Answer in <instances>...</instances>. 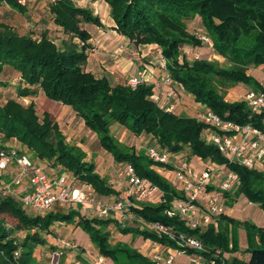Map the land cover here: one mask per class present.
Listing matches in <instances>:
<instances>
[{"label": "trees", "instance_id": "16d2710c", "mask_svg": "<svg viewBox=\"0 0 264 264\" xmlns=\"http://www.w3.org/2000/svg\"><path fill=\"white\" fill-rule=\"evenodd\" d=\"M103 1L114 23L110 29L136 47L157 46L171 81L196 103L206 106L223 120L239 126L249 125L264 136V109L259 113L252 112L244 100L229 102L219 90L237 84L262 90L247 70L264 68V0ZM0 4L21 15L27 13L26 5L18 0H0ZM47 5L53 24L80 44L65 42L64 47H59L45 32L36 39L20 35L0 23V76L7 68L19 74L23 84L18 93L20 98H32L40 91L47 100L69 107L116 163L131 165L140 178L156 186L162 193L160 202H136L129 211L143 224L158 223L170 228L174 237L159 235L148 228L124 227L117 219L87 218L72 208L67 213L60 209L51 211L53 208L29 216L20 201L5 197L0 200V264H37L34 250L46 244L42 233L49 234L56 222L79 227L89 236L99 256L110 259L113 264L155 263L125 243L111 245L105 231L109 224L123 235L140 236L186 256L197 254L214 264H264V228L237 222L224 213L214 218L216 224L210 223L205 228H190L179 216H168L171 203L181 198L180 193L152 169L151 166L159 164L144 155L122 152L114 143L109 126L114 123L137 135H149L160 147L170 153H183L187 160L194 157L224 166L237 175L235 196L242 195L263 211L264 171L229 162L214 145L202 139L206 127L203 123L195 117L166 112L155 103L151 98L155 92L152 84L144 82L132 88L125 83L112 84L106 77H96L86 71L84 65L91 34L83 25L104 28L100 18L90 9L77 6L73 0H47ZM196 16L214 53L224 59L226 66L205 59L188 61L181 55L183 46L201 44L187 30L186 21ZM174 90L180 93L178 88ZM0 135L5 141L15 139L36 158L48 160L59 171L63 169L80 182L90 184L97 196L118 198L120 195L95 171L94 164L85 160L79 148L66 142L48 112L39 117L34 102L24 105L16 99H8L0 103ZM222 195L227 206L236 203L230 197V191H222ZM5 216L15 221V227L13 224L6 227ZM241 225L246 232L244 251L249 254V259H225L224 253L239 250L233 228ZM18 231L26 233L21 241L14 236ZM179 234L197 239L202 250L180 246L175 240ZM15 252H18L17 256Z\"/></svg>", "mask_w": 264, "mask_h": 264}, {"label": "built area", "instance_id": "2783aa9c", "mask_svg": "<svg viewBox=\"0 0 264 264\" xmlns=\"http://www.w3.org/2000/svg\"><path fill=\"white\" fill-rule=\"evenodd\" d=\"M197 38L202 44L212 46L205 32L199 34ZM160 62L165 68L161 53ZM144 82L148 83L143 70H139L136 75L128 77L125 84L134 88ZM162 83L167 85L168 89L164 92H154L151 98L161 109L173 113V100L178 92L170 88L172 81L168 74L162 78ZM260 87L261 91L250 89L243 97L248 107L255 113L264 109V82ZM193 117L206 126L201 134L202 139L214 145L229 162L256 169L260 162L264 161V136L257 129L223 120L204 105ZM146 156L154 164H159L152 166V169L181 195L180 199H175L171 203V208L167 211L168 216H179L190 228H205L210 223L216 224L214 216L224 211L220 202L222 191H230L238 185L236 174L227 170L225 178L218 185V190L209 191L208 187L213 185V175L217 170H213V163L210 161L206 162L207 164L202 163L205 165L200 168V165H194L191 160H187L183 153H170L156 144V141L147 147ZM196 159L203 162L199 158ZM52 169L50 166L45 167L44 160L32 158L31 155L12 146L0 147V200L13 197L20 201L24 210H32L38 214L55 206L72 208L78 206L81 211L88 212L96 216L95 218L113 219L117 218V215L122 218L123 213L136 202L158 203L162 198L161 191L150 181L140 178L134 168L127 163L121 170V176H124L126 184V198L118 201H101L90 184L80 182L67 172L60 173L59 169L56 171ZM117 185L120 186V183ZM145 226L159 235L174 237L173 231L161 224ZM6 227H10L8 223ZM175 240L182 247L202 250L201 243L193 237L179 234ZM62 244L74 247L71 241L68 243L63 241ZM14 254L17 256L18 252ZM191 256H188L191 264H214L197 254ZM149 258L155 264H172L174 260L172 254L164 255L160 248L153 249ZM94 263L105 264L101 256L97 257Z\"/></svg>", "mask_w": 264, "mask_h": 264}, {"label": "rangeland", "instance_id": "374dc122", "mask_svg": "<svg viewBox=\"0 0 264 264\" xmlns=\"http://www.w3.org/2000/svg\"><path fill=\"white\" fill-rule=\"evenodd\" d=\"M73 1L77 6L90 9L94 15H97L100 18V20L104 18L103 14L106 10V7L105 2L103 0ZM18 2L22 4L24 3V0H18ZM24 5H26L27 7V13L25 15H21L11 10L5 4H0V23L6 24L20 35H30L36 39H38L40 35L45 32L59 47H64L65 42H77L78 45L80 44L77 39H71L70 37L66 36L61 29H58V27L53 24L49 13L47 0H25ZM186 24L187 30L196 37L199 34L205 32L198 16L194 17L193 19L187 20ZM83 28L88 29L93 34L94 38L92 40L93 43L87 53L90 54V57L93 59L96 58L97 54L99 53H107V55H109V60L107 62H103V64L110 63L107 64V67H118L119 63L121 64L122 62H126V58L135 57L136 61L138 62L140 60H143L147 64L152 65L155 68L156 74L164 75V73H167L165 71V68L161 65L159 53L160 49L157 46L149 45L136 47L131 43L128 44V41L122 39L120 35L114 34L109 31H105L104 34L100 33V37L97 38V34L99 33V31L98 29L96 30L95 26L91 24H84ZM92 28H95V31ZM108 29L109 28H107V30ZM181 52V55H184L188 61H191L192 59L197 57L198 59H205L208 61L218 62L219 65L226 66V62L224 61V59L216 55L212 47L204 45L202 43L200 45L195 46L185 45L181 49ZM250 68H258L259 70H262L261 68L263 67ZM166 75H164L163 78L166 77ZM0 83L4 84L3 86H0L1 104L6 102L8 99H16L24 105H28L32 101L35 104V108L39 117H42L44 112H48L52 116V118L57 122L60 130L66 138V142L69 145L79 148L84 153L85 160L94 164L95 171L106 181L107 185L118 191L120 194L118 198L112 196H98L99 200L118 201L126 198V184L124 182V176H121V170L123 169L125 163H116L113 160L112 156L100 147L95 134H93L84 127L82 120L79 119L69 107L63 106L60 103L54 101H49L44 96H34V100H31V98H20L18 93L23 84H21V82L18 80V76L10 70L9 72H5L2 76H0ZM172 86H174V88L176 89L178 88L180 91V93H176L177 96L173 100V113L186 114V112H189L188 114L190 116H195V113L198 111V106L196 105L197 103L194 101L192 96H189L183 90H181V87L178 86L177 83L172 82L170 84V88L174 89ZM233 87L228 88L226 90L222 89L221 87H218L221 88L219 90L224 95L225 100L229 102L232 100V98L229 97V93ZM235 99V101L242 100V94L235 97ZM179 106L183 107V109L178 112L177 110H179ZM185 107L189 108L187 110L191 111H186V109H184ZM196 108L197 111L194 110ZM109 132L114 140V143L124 153H134L147 157V147L150 144L155 143L154 139L149 135H137L133 132L128 131L123 126L114 123L109 126ZM10 145H12V147H14L15 149L20 150L21 152H26L28 155H31L32 158L35 157L32 151H30L24 145H21L15 139H9L5 141L0 135V147L9 148ZM196 160L197 159H195L194 157L191 159L193 164L200 165V168H202L203 165L207 164L206 162L209 163V161L200 162ZM44 161L45 167L50 166L51 168H53V171H56V169H58L57 167H55V165L49 163L48 160L44 159ZM172 161H175V159H172ZM202 163L205 164L202 165ZM214 169L217 170H215V174L213 175V185L209 186V189H212H208L209 191L218 190V185L221 184V181L225 178V174L227 171L225 167L218 168L217 165L213 164V170ZM256 169L264 171V161L260 162ZM63 172L67 171L62 169L60 173ZM117 183H120V186H118ZM230 197L235 199L236 203H234L235 205L233 204L232 206H227L225 204L223 195L221 194L220 202L221 206L223 207L224 214L228 213V216L235 219V221L237 222H249L251 224H254L256 227L264 228V211L261 208H259L256 204L249 203L247 200L237 201L239 197L235 196L234 189L230 190ZM242 197L243 196L241 195L240 199ZM143 203L155 204L157 202L147 201ZM54 208L55 209L51 211H57L58 209H60L59 211H61L62 213H67L71 210L72 207L55 206ZM72 209L79 211L84 217H96L92 216L88 212L81 211L78 206ZM25 213L29 216H35L38 214L37 212H34L32 210H25ZM214 218H216V216H214ZM113 219H117L119 223L122 224L124 227L146 228L145 224L140 222V220L136 219L134 215L129 211V209L123 213L122 218L117 215V218ZM3 220H6L10 226H12V224L14 226L15 224V221L10 218H7V216H5ZM73 226L75 225L72 223L65 224L56 222L51 226L49 234L42 233V236L45 237L46 244L39 245L34 250L33 255L37 261V264H51L53 255L55 253L59 255L57 259V264H63V261L65 260V256L63 254H66L64 252L67 251L69 248L68 246L62 244L63 241L64 243H68L72 240V244L74 245L73 249L80 248L79 241L76 243L74 242L75 239H69V237L66 235L67 230ZM105 231H107L109 234V242L111 245H114L118 242L125 243L129 247L140 251L142 254H150L151 251L156 248L153 242L149 240H144L140 236H135L131 234L123 235L121 232H119L118 229H116L113 224H109L106 227ZM82 232L87 235L84 231ZM25 234L26 233L24 231H18L14 233V236L16 240L21 241ZM233 235L238 240L239 248V250L233 254L239 253L241 257L246 258L249 254L245 253L244 251L247 247L246 232L244 227L242 225L234 227ZM87 237L89 236L87 235ZM77 240L79 239L77 238ZM162 250L163 249H160V251ZM224 254L229 256V254ZM178 261H180L179 256L176 258V262ZM74 262L81 263L80 260H76ZM111 262H109L108 264H113ZM183 264H191L190 258L186 259V263L185 261H183Z\"/></svg>", "mask_w": 264, "mask_h": 264}, {"label": "crops", "instance_id": "0c3cea01", "mask_svg": "<svg viewBox=\"0 0 264 264\" xmlns=\"http://www.w3.org/2000/svg\"><path fill=\"white\" fill-rule=\"evenodd\" d=\"M105 7H106V10L103 14L104 18L101 19V22H102L104 28L95 27L96 30L98 29V31H99V33H98L99 35L97 34V38L100 37V33L104 34L105 31H109V32L116 34L114 31H112L110 29L111 27L114 26V23L108 16L109 11H108V6L106 3H105ZM95 28H92V29H94V31H95ZM107 28H109V29L107 30ZM58 29H60V28H58ZM86 30L91 34V39L88 41L89 46L91 47V45L93 43L92 40L94 39L93 34L88 29H86ZM120 37H122V36H120ZM122 39H125L126 41H128L124 37H122ZM129 43L130 42L128 41V44ZM108 56L109 55H107V53L102 52V53L97 54V57L94 56L96 58L93 59L90 57V54H88L87 61L84 65L85 70L93 73L96 77H106L109 80V82H111L112 84L125 83L128 77L136 75V73L139 70H143L144 78L146 79V81L148 83H150L154 86L155 92H158V91L164 92L168 89V86L162 83V78L167 73H164V75L163 74H156L155 68L152 65L147 64L143 60H140L138 62V61H136L135 57L126 58V60H125L126 62H122L121 64L119 63L118 67L117 66H115L113 68L107 67L108 66L107 64H110V63L103 64V62H107L109 60ZM261 69L262 70H259L258 68L257 69L249 68V70H247V73L249 75H251L258 82L259 85H261V83L264 82V70H263L264 68H261ZM9 70L12 71L13 73H15L18 76V80L20 81L19 74L14 72L13 70H11L9 68L5 69L3 71V74L5 72H9ZM250 89L251 88L247 85L237 84L236 86H234L230 90L229 97L232 98V100L230 102L235 101L236 100L235 97H237L241 94H242V97H244L246 92L249 91ZM36 96H43V94L39 91ZM31 100H34V97L31 98ZM196 105L198 106V111H199L202 108V104L197 103ZM178 109L179 110H177V111L179 112L183 109V107L179 106ZM184 109H186V111H191V110H187L189 108H186V107ZM194 110L197 111V108ZM194 110H192V111H194ZM188 113L189 112H186V114H184V113H181V114L190 116ZM239 200L245 201L246 199L244 197H242L240 199V196H239L237 201H239ZM225 214L228 216V213H225ZM66 235L69 237V239H75L74 242H76V243L79 241L80 248L79 249H75V248L73 249V247H69L68 250L64 252L66 254H63L65 256V258H64L65 260L63 261V264H73L74 261H76V260H80L82 264H95L94 261H96L97 257H99V254H98L96 248L91 244L89 237H87V235H85L82 232V230L76 226L69 228L67 230ZM77 238L79 240H77ZM71 242H72V240H71ZM153 244L156 248L163 249L162 251L164 252V255H167L168 253L172 254L174 256L173 264H183V261H185V263H186V259L189 258L188 256H186L183 253H180L178 251L168 249L165 246H162L159 244H155V243H153ZM239 245H240V243H239ZM226 254H229V256L224 254L223 257L225 259H227L229 257H237V258L244 259V260L249 259V255H247L246 258H243V257H241V255L239 253L238 254L237 253L236 254L226 253ZM144 255L147 257L150 256V254H144ZM178 256H179L180 261L176 262V258ZM103 259H104L105 264H108L109 262H111V260H109L107 258H103Z\"/></svg>", "mask_w": 264, "mask_h": 264}, {"label": "water", "instance_id": "95a60500", "mask_svg": "<svg viewBox=\"0 0 264 264\" xmlns=\"http://www.w3.org/2000/svg\"><path fill=\"white\" fill-rule=\"evenodd\" d=\"M59 255L57 253H55L53 255V259H52V263L51 264H57V259H58Z\"/></svg>", "mask_w": 264, "mask_h": 264}]
</instances>
